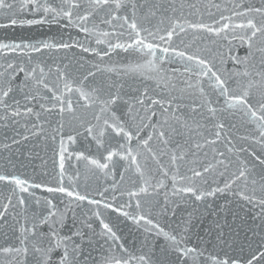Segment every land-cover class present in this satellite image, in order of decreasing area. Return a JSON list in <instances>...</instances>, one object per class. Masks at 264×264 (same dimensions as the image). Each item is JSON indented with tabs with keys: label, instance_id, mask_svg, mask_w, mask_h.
<instances>
[{
	"label": "snow or ice",
	"instance_id": "obj_1",
	"mask_svg": "<svg viewBox=\"0 0 264 264\" xmlns=\"http://www.w3.org/2000/svg\"><path fill=\"white\" fill-rule=\"evenodd\" d=\"M183 7L184 5H181V9ZM188 7L197 13L200 11L196 4H190ZM170 8L173 13L177 11L174 6ZM211 8L217 9L219 15L213 13ZM145 9L147 10L144 11ZM2 10H6L7 22H0V29L17 25H56L60 29L57 35L36 39L17 40L6 36L0 38V58L4 60L0 64V68H3V71H0V106H3L6 113L11 109L12 117L20 116L21 101L13 93H21L26 101L24 115L35 116L37 121L44 113L49 117L55 113L59 117L56 127L52 128L50 138L53 142H56L58 136L60 139L57 152L58 180L54 186L44 182H32L20 176L0 174V182H8L14 186L13 195L21 207L26 206V197L23 194H27V197L34 199L37 206L47 210L46 213L42 210L29 215L25 207L24 223L17 230L18 235L14 232L16 243L0 246V256L3 257L0 264H89L83 244L60 232L67 218V211L73 212L75 221L73 205L79 208L85 202L92 206L89 210L91 215L85 213L81 227L73 235L84 240L87 235L84 229H87L93 236H98L103 244L108 245L107 254L99 264H133L134 261L135 264H154L149 253L142 251V254L136 256L118 243L120 238L110 223L102 218L99 210L101 208L119 212L138 224L143 221L145 225H150L151 227H145L144 231L147 233L155 230L157 237L164 236L165 240L170 242L172 251L180 256L197 252L195 248L181 247L186 243L190 221H181L172 232H166L145 215L123 210L133 207L132 200H135L134 208L142 210L141 195H147L149 188L165 187L164 180L169 178L170 172L174 196L183 198L188 195L194 197L195 201L206 202L208 197L230 193L241 202L242 208L245 205L251 206L249 214L252 209L259 210L251 216L253 224L256 225L248 228V231L252 232V238L245 235V243L240 245L238 255L229 256L225 253L224 257L220 258L218 254H209L204 264H264V3L254 6L246 4L245 0H239L231 8L224 9H221L218 3H210L205 9L208 21H205L203 16L199 20L191 21L184 17L182 11L179 17L168 16V8L159 3H148V0L143 3L140 0H19L18 6L8 0H0V11ZM25 12L30 13L32 18L20 19L19 14ZM225 12L229 14L225 15ZM97 19L101 24L110 26L112 31H98ZM89 23L92 24L91 28ZM68 28L77 29L88 36L95 34V43L106 44L107 50L98 51L96 48L85 46L71 34L65 39L63 33ZM189 30L194 34L193 44L202 40L205 41L204 46H196L194 50H190L193 44H185L181 39L184 49L174 47V37H180L182 33L187 35ZM112 37H115V43L112 42ZM234 41L247 45L246 56L231 55L235 47ZM162 44L167 46L162 47ZM225 47L227 54L223 51ZM74 48H79L83 53H94L101 60L117 49L129 53L136 58V62L125 65L123 72L115 68H106L103 71L115 72L117 77L129 73L136 74L144 81H155V87L145 86L125 92L124 84L116 80L111 83H96V73L102 71L98 64L92 65L96 71L86 69V74L77 79L66 71L68 65L61 68L56 64L53 73V68L43 59L45 52L69 51ZM253 49L261 54L259 68L252 63ZM228 61H232L231 69L226 67ZM77 63L80 68H84V64L79 61ZM176 63L182 65V72L180 68H172L173 75L169 76L164 65ZM45 67L48 68L47 72ZM178 72L182 76L187 74L181 81L183 87L179 88L177 83L173 82ZM21 73L23 80L17 83ZM53 75L55 79H51ZM177 90L179 96L174 94ZM185 94L191 99L190 105L183 104ZM28 104L38 105L42 112L27 106ZM189 107L190 114L181 111L182 108ZM122 108L126 111H122ZM80 109L84 113L90 112L91 120H86L83 115L78 116ZM224 114H239L241 123L252 125L258 134L257 137H240L241 140L253 138L260 146V155L249 151L248 148H239V152H247L253 158L251 164L240 156H237L234 162L231 157L224 152H217L214 147L219 140L227 136ZM195 116H199L200 120H195ZM67 117L70 119L66 120ZM6 118L7 116L0 117ZM189 118L193 120L196 129L204 130L196 132L203 143L193 139ZM74 121L84 128L83 133L73 127ZM46 122L51 125L50 120ZM66 126L75 132V135L71 132L67 135L69 143H76V138L85 134V138L92 137L100 147L104 146L105 137L111 134H115L111 136L112 139L119 138L118 147L115 150L106 148L107 154L101 155V159L87 156L84 152H76L75 156L77 161H85L86 165L104 172L105 176L109 174L106 170L110 169V165L115 167L118 163L114 157L127 161L125 172L134 168L137 176V179L132 181L131 189L126 193L120 192V196H128L127 203L117 207L109 202L105 196L108 188L97 190L96 195L101 199H96L87 190H78V170L75 178L68 177L72 183L65 186V163L73 155L68 151L63 135ZM236 127V124L231 123L228 131ZM32 129L35 130L32 131L34 136H39L44 131L42 125L35 123ZM145 130L149 131L142 136L141 133ZM204 132L214 138L209 139ZM24 139L28 137L25 136ZM153 140L163 147L154 150ZM228 144H232V139H228ZM206 145L213 146V153L222 159H216L214 155L215 164L209 162L205 166L197 167L198 155ZM145 151L155 162V172L147 162L148 156L144 157L143 166L140 163V157ZM227 151L233 153L234 146L228 147ZM161 155L168 156L167 165L162 163L159 158ZM203 156L207 158L208 153L203 152ZM257 165L260 166L259 173L256 172ZM182 168L185 170L182 171ZM212 173L215 175L210 183L206 174ZM120 178L123 180L124 175L121 174ZM153 180L156 181L155 184L152 183ZM30 189H42L49 194L67 197L66 211L61 212L52 199L45 198L41 201ZM116 191L114 183L112 201L117 199ZM224 198L227 199V196L224 195ZM7 200L3 211H0V220H4L9 206H13L12 197ZM165 202L167 203V196ZM92 217L99 221V233L93 227ZM41 225H48V231H43ZM255 237H259V240ZM148 246L146 237L142 248ZM117 250L123 254L117 256ZM199 255L203 256L204 253L200 252Z\"/></svg>",
	"mask_w": 264,
	"mask_h": 264
},
{
	"label": "water",
	"instance_id": "obj_2",
	"mask_svg": "<svg viewBox=\"0 0 264 264\" xmlns=\"http://www.w3.org/2000/svg\"><path fill=\"white\" fill-rule=\"evenodd\" d=\"M8 2L16 4L17 6L19 5V0H8ZM140 2L143 3L144 0H140ZM237 2H239V0H148V3H159L163 5L164 8H168V16L179 17L182 11L184 17L191 21L199 20L201 16H203L205 21H208V13L205 9L210 3H218L221 5V9H224L225 7L231 8L232 5ZM245 3L254 6H261V4L264 3V0H245ZM190 4H196L200 11L197 13L194 9L189 8L188 5ZM181 5H184L183 9H181ZM170 6H174L177 11L173 13ZM146 10L147 9L144 11ZM210 10L213 13H216L217 16L219 15L217 9L211 8ZM5 14L6 10L0 11V22H7ZM224 14L228 15L229 13L225 12ZM159 17L160 12L157 13V18ZM19 18L31 19L32 16L30 13L25 12L20 13ZM153 23H155V20H153ZM96 24L98 25V31H112L110 26L101 24L99 19L96 20ZM88 26L91 28L92 24L89 23ZM58 33H60V29L56 25H17L8 29H0V38L6 36L17 40L30 38L36 39L57 35ZM63 34L65 39L71 34L74 39L79 40L85 46L96 48L98 51L102 49L107 50L106 44L97 45L95 43V34L88 36L85 33L78 32V30L74 28H68ZM193 35L194 34L191 30H189L187 35L182 33L180 37H174L173 46L183 50L184 44H181V39L184 40L185 44H193ZM111 39L113 43L116 42L115 37H112ZM156 42L160 43L159 41ZM204 43L205 41L197 40L193 44V48L190 50H194L196 46L203 47ZM233 43L235 47L231 55L244 57L248 54L247 45H243L239 41H234ZM161 46L163 47L167 45L162 44ZM223 51L227 54V47H225ZM253 52L254 57L251 58L252 63L259 68L261 54L255 52V49H253ZM9 56H11V54H9ZM43 59L53 68V73L55 72L56 64H59L61 68H63L64 65H68L66 71H68L72 77L77 79H80L82 74H86V69L96 71L92 68V65L98 64L102 71L96 73V83H111L116 80L119 83L124 84L125 92H130L132 89H142L145 86L150 88L155 87V81H144L136 74L129 73L128 75L117 77L115 72L110 73L103 71L106 68H115L117 71L123 72L125 65L136 62L134 56L119 49L111 52L110 56H104L103 60L97 57L94 53H83L79 48H74L69 51L61 50L60 52H45ZM53 61H55V63H53ZM77 61H79L80 64H84V68H80ZM3 62V58H0V64ZM226 67L231 69L232 61H228ZM164 68L168 70L169 76L173 75L171 72L172 68H180L182 72V65L180 63L165 64ZM0 71H3V68H0ZM45 71H48L47 67H45ZM186 77L187 74L182 76L178 72L175 74L173 82L177 83L178 88L183 87L181 81ZM51 79H55V76L53 75ZM22 80L23 74L21 73L17 83ZM89 80L91 81L92 78L90 77ZM174 94L177 96L180 95L178 90ZM13 95L21 101V115L18 117H12L10 115L11 109L6 113L3 106H0V117L7 116L6 119H0V174L20 176L21 178L28 179L32 182H44L54 186L58 180L57 173L59 172V157L57 152L60 137H57L56 142H53L50 137L52 134V128L56 127V121L59 120V117L55 113L50 117L44 113L42 114L41 119L37 121L35 116L24 115V105L26 104V101L23 99L21 93H13ZM183 104H191V99L187 94L184 96ZM27 106L35 107L36 111L42 112L38 105L28 104ZM122 111H126V109L122 108ZM181 111L188 114L191 113L190 107L182 108ZM77 115H83L86 120H91V113H84L82 109L77 112ZM67 119H70V117H67L66 120ZM48 120L51 121V125L46 122ZM195 120H200V117L195 116ZM224 120L226 123L227 136L219 140L214 146L217 149V152H224L227 156L231 157L234 162L236 161V157L240 156L241 159H245L251 164L253 158L250 157L247 152L241 153L238 150L240 147H245L248 148L249 151H255L257 155L261 154L260 146L254 142L253 138H250L249 140L240 139V137L243 136L257 137L258 134L255 133L254 127L250 124H242L241 116L239 114L235 116L224 114ZM188 122L192 127L191 135L193 139L200 140V142L203 143V140L196 135V132L204 130L196 129V125L191 118H189ZM33 123L38 126H43L44 131L41 135H32V131H35L32 129ZM93 123H95V121H93ZM231 123L236 124L237 127L231 128L230 131H228V127ZM73 127L81 133L84 132V128L80 127L79 122L74 121ZM147 131L149 130H145L141 135H146ZM70 132L75 135V132H72L67 126L63 130L68 151L73 153L71 158L67 159L65 163V186H69L72 183L69 181L68 177L73 176L75 178L78 170V190L82 192L87 190L96 199H101V197L96 195L97 190L103 191L105 188H108L109 191L105 196L108 198L109 202L114 203L117 207L121 204L127 203L129 201L128 196L126 194L120 196V192L124 191L126 193L128 189L133 187L132 181L137 179L134 168L125 172L128 163L127 161L120 160L119 157H114V160L118 163L115 167L110 165V169L106 170L109 174L105 176L104 172L95 169L91 165H86L85 161H77L75 156L76 152H84L87 156L101 159V155L107 154L105 151L106 148L115 150L118 147L117 140H119V138L112 139L111 136H114L115 134H111V136L105 137L104 146L100 147L92 137L88 136L85 138L86 134L78 136L76 138V143H69L67 142V135ZM187 135L188 133L186 132L185 136ZM204 135L208 136V133L204 132ZM25 136H27L28 139L25 140ZM45 137L48 138L45 139ZM208 138L213 139L214 137L208 136ZM229 138L232 139L231 145L228 144ZM14 141H17L18 143ZM133 146H135V141H133ZM233 146L234 152L228 153L227 148ZM152 147L154 150H157L163 146L153 140ZM212 147L213 146L207 145L204 147L202 152L198 155L199 163L196 165L197 167L205 166L209 162L215 164V159H213L214 155L216 156V159H222V157L213 153ZM203 152L208 153L207 158L203 156ZM145 156H148L147 162L152 167L153 172H155V162L150 159V156L146 151L140 157L141 165L143 166L145 164ZM159 158L162 163L167 165L168 156L161 155ZM101 162L104 161L101 160ZM184 170L185 169L182 168V171ZM259 171L260 166L257 165L256 172L259 173ZM121 174L124 175L123 180L120 178ZM206 175H208L209 182L211 183L212 176L215 175V173ZM170 177L171 172L169 178L164 180L165 187L158 189L149 188V193L147 195H141L142 210H136L134 208L135 200L131 201L133 204L132 208H124L123 210L133 212L134 214L145 215L147 218L152 219L154 223L159 224L166 232H172V229L175 228L178 223H181V221H190V230L186 233V243L182 244L181 247L195 248L197 249V252L190 253L187 256H180L172 251L169 247L170 242L165 240L164 236L161 235L157 237L155 235V230L147 233L144 231V228H150V225H145L143 221H140L138 224L134 220L124 217L119 212H113L103 208L99 209L102 213V218L105 219V222L110 223V226L120 238L118 243L124 245L130 253H133L136 256L142 254V251L149 253L154 264H204V261H206L209 254H218L220 258H223L225 253L229 256L238 255L240 245L245 243V235L252 238V232L248 231V228L249 226H256L253 224L251 216L255 215L259 210L252 209L251 214H249L251 206L245 205L242 208L241 202L230 193L224 194L227 196V199L224 198V195L218 194L216 197H208L206 202L195 201L194 197L188 195H184L183 198L181 196H174ZM114 183L117 188L115 193L117 199L112 201V185ZM152 183L155 184L156 181L153 180ZM213 187H215V185H213ZM13 188L14 186L8 182H0V211H3V205L8 202L7 198L10 196L12 197V205L14 206H9L4 220H0V246H8L9 244L16 243L14 232L18 235L17 230L20 225L24 223L23 216L25 213V207L27 208V213L29 215H31L32 212H41L43 210L46 213L47 211L46 209L37 206L34 203V199L27 197V194H23L26 197V206L21 207L13 195ZM30 191H33L35 197L40 198L41 201L45 198L52 199L53 203L61 212L66 211L65 205L67 204V197H62L61 194H49L42 189H30ZM165 196H167V203L165 202ZM91 208L92 206L87 205L86 202L79 208H76L75 205H73L76 219L75 221L73 220L72 211H67V218L64 222L63 228L60 229V232L62 235L72 236V238L78 243L83 244L85 255L89 257V264H99V261L107 254L106 250L108 245L103 244V241L100 240L98 236H93L91 232L87 231V229H84V231L87 232L84 240H80L73 235V233L81 227V221L85 219V213L89 216L91 215V212L89 211ZM14 216L16 217L15 220L13 219ZM17 221H19V223H17ZM244 221H247V223H244ZM92 222L96 232L99 233V221L95 220V217H92ZM258 223L259 221L257 220L256 224ZM217 225H220V227H217ZM41 228L43 231H48V225H41ZM221 232L223 235H220ZM218 236H220L219 239L217 238ZM146 237L149 241V246L142 248ZM89 238L91 239V244H89ZM255 239L259 240V237H255ZM229 245H231V247H229ZM200 252H203L204 255L200 256ZM115 254L119 256L123 253L120 250H117ZM246 254L247 250L245 251V255ZM0 259H3V257L0 256ZM133 264H135V261Z\"/></svg>",
	"mask_w": 264,
	"mask_h": 264
}]
</instances>
